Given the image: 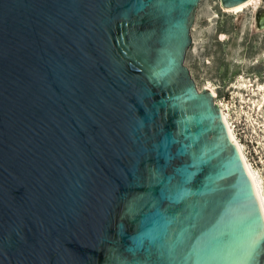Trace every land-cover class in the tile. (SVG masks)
I'll return each instance as SVG.
<instances>
[{"label": "water", "instance_id": "water-1", "mask_svg": "<svg viewBox=\"0 0 264 264\" xmlns=\"http://www.w3.org/2000/svg\"><path fill=\"white\" fill-rule=\"evenodd\" d=\"M199 2L0 0V264H264L251 179L183 63Z\"/></svg>", "mask_w": 264, "mask_h": 264}, {"label": "rangeland", "instance_id": "rangeland-1", "mask_svg": "<svg viewBox=\"0 0 264 264\" xmlns=\"http://www.w3.org/2000/svg\"><path fill=\"white\" fill-rule=\"evenodd\" d=\"M227 9L232 8L221 7L219 0H200L183 63L197 89L211 87L214 101L226 108L236 138L264 187V108H256L264 92L258 90L264 87V27L257 24L264 0L239 12ZM241 83L247 87L238 89Z\"/></svg>", "mask_w": 264, "mask_h": 264}, {"label": "bare ground", "instance_id": "bare-ground-1", "mask_svg": "<svg viewBox=\"0 0 264 264\" xmlns=\"http://www.w3.org/2000/svg\"><path fill=\"white\" fill-rule=\"evenodd\" d=\"M253 1H255V0H247L241 4H238L237 6L232 7V9H227V11L239 12L243 8H245L247 5L253 3ZM246 87H247L246 84L241 83L240 86H238L237 88L238 89H244ZM208 88L212 92V94H214L213 89L211 87H208ZM258 90L264 91V87H259ZM262 94H263L262 100L256 104V108L258 111H260L264 108V92ZM219 107L221 110L222 120L225 124L227 132H228L230 138L232 139V141L235 143L236 148H237V150H238V152L242 158L245 169H246V171H247V173L251 179L253 190H254V193L256 195V198H257V201H258V204L260 207V211H261V214L263 217V221H264V187L262 184L263 183L262 177L260 176L258 170L256 168H254L250 162H248L247 157L245 156L243 145L237 140L236 135L234 133V129L231 127V125L229 123L226 108H224L222 106H219Z\"/></svg>", "mask_w": 264, "mask_h": 264}]
</instances>
